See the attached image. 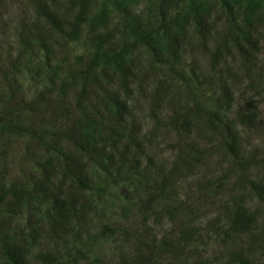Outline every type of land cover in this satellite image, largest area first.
I'll use <instances>...</instances> for the list:
<instances>
[{"label": "trees", "instance_id": "obj_1", "mask_svg": "<svg viewBox=\"0 0 264 264\" xmlns=\"http://www.w3.org/2000/svg\"><path fill=\"white\" fill-rule=\"evenodd\" d=\"M238 1L218 0L216 12L207 0H155L151 26L131 0H110L123 33L114 40L106 11L86 17L88 0H0V264H80L61 261L60 252L40 247L42 239L74 246L91 205L86 193L98 190L95 171L115 183L126 156L144 153L146 131L133 111L149 90L154 127L161 67L185 84L212 88L213 97L195 101V110L238 169L253 167L237 126H255V105L231 111L232 87L255 84L260 37L249 5L238 17ZM223 17L228 22L218 25ZM82 35L88 50L71 61L65 44ZM24 73L41 84L31 94L17 78ZM188 124L183 112L167 116L166 126L177 133L188 132ZM164 180L146 195L147 205L162 194ZM246 182L263 191L257 181ZM229 214L227 236L254 222L240 204ZM159 256L154 241L138 243L120 264H156ZM237 261L264 264V258Z\"/></svg>", "mask_w": 264, "mask_h": 264}, {"label": "rangeland", "instance_id": "obj_2", "mask_svg": "<svg viewBox=\"0 0 264 264\" xmlns=\"http://www.w3.org/2000/svg\"><path fill=\"white\" fill-rule=\"evenodd\" d=\"M154 2L131 0L151 26L156 24ZM207 3H213L212 10H221L218 0ZM238 4V17L247 5L251 7L260 37L255 84L248 87L242 80L232 87L231 111L247 103L255 105V126H237L242 155L255 161L253 167L238 169L220 144L219 134L195 110V101L208 102L213 97L212 88L192 81L185 84L161 67L162 73L155 78L163 83L158 87L161 104L154 127L148 117L149 90H145L147 100L139 97V106L133 111L146 131L144 153L126 156L115 183L102 180L101 172L95 171L99 176L94 179L98 190L86 193L91 205L74 246L50 243L44 238L40 247L60 252L63 262L74 259L80 264H120V258L134 244L150 241H154L160 255L156 264H239L237 258L241 257L255 261L264 258V0H239ZM87 5L86 17L101 10L108 13L114 40L123 34L110 0H88ZM10 8L11 12L16 10L15 5ZM225 22L227 17L218 25ZM83 37L66 42L69 60L87 52ZM199 57L206 65V56ZM17 78L27 94L41 85L34 84L25 73ZM171 110L186 115L188 132L177 133L166 126ZM163 178L162 194L147 205L146 195L153 194ZM249 178L263 186V191L254 192L246 182ZM235 204L243 205L254 222L245 233L227 236L226 221ZM41 211V207L36 209L37 214Z\"/></svg>", "mask_w": 264, "mask_h": 264}]
</instances>
